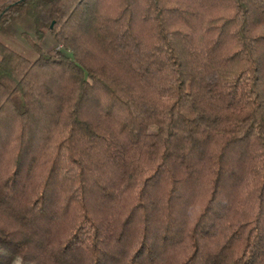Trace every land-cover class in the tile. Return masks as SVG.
Segmentation results:
<instances>
[{
    "label": "trees",
    "instance_id": "obj_1",
    "mask_svg": "<svg viewBox=\"0 0 264 264\" xmlns=\"http://www.w3.org/2000/svg\"><path fill=\"white\" fill-rule=\"evenodd\" d=\"M22 18L0 264H264V0H0V38Z\"/></svg>",
    "mask_w": 264,
    "mask_h": 264
},
{
    "label": "rangeland",
    "instance_id": "obj_2",
    "mask_svg": "<svg viewBox=\"0 0 264 264\" xmlns=\"http://www.w3.org/2000/svg\"><path fill=\"white\" fill-rule=\"evenodd\" d=\"M9 35L1 36L0 40L24 57L33 60L36 57V53L27 45L23 34L28 36L33 35V25L28 18H22L12 23L9 28ZM41 48L45 51L53 49L56 45L52 44L50 37H46L40 44ZM13 264H20L19 261H15Z\"/></svg>",
    "mask_w": 264,
    "mask_h": 264
}]
</instances>
